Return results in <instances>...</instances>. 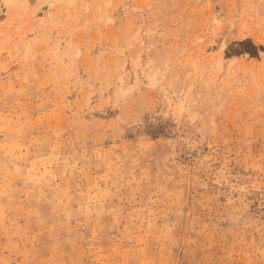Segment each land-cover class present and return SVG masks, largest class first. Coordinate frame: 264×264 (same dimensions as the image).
Instances as JSON below:
<instances>
[{"label": "rangeland", "instance_id": "1", "mask_svg": "<svg viewBox=\"0 0 264 264\" xmlns=\"http://www.w3.org/2000/svg\"><path fill=\"white\" fill-rule=\"evenodd\" d=\"M0 264H264V0H0Z\"/></svg>", "mask_w": 264, "mask_h": 264}]
</instances>
